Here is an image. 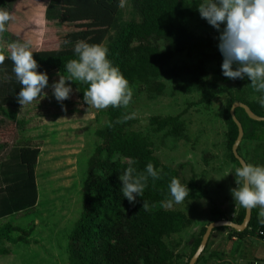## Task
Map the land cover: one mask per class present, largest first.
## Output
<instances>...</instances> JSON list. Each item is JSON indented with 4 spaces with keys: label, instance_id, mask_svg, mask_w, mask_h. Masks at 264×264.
Masks as SVG:
<instances>
[{
    "label": "trees",
    "instance_id": "trees-1",
    "mask_svg": "<svg viewBox=\"0 0 264 264\" xmlns=\"http://www.w3.org/2000/svg\"><path fill=\"white\" fill-rule=\"evenodd\" d=\"M61 1V22H78V30L70 29V33L59 36L60 49L33 53L40 72H47L48 75L58 72L68 79L69 74L64 65L77 59L74 54L75 43L86 41L105 46L111 31L117 28L121 7L119 0ZM200 4L199 1L189 0H134L142 21L131 22L120 28L116 41L108 48L109 59L129 81L133 88V100L141 89L154 97L163 96L166 85L162 79L166 76L181 79L185 90L200 93L198 105L206 109L212 106L216 98L227 95L228 102L224 112L227 150L230 160L240 167L232 153L239 132L230 111L235 103H243L257 116L264 118V107L256 99L261 94L252 89L250 80H232L223 75V56L220 52H215L220 32L202 38L189 31L187 23L199 13ZM183 53L197 62L168 70L170 63ZM9 54L4 55L7 57ZM213 63H218L219 68L208 78L207 65ZM13 67L12 61L7 58L0 65V115L10 122L11 129H14L18 110L22 107L17 101L21 85L16 80ZM69 83L82 103L89 107L84 103V92L89 86L80 81ZM128 107H109L106 112L107 124L97 132L99 144L88 163L83 211L75 230L68 238L70 264H175L182 259L176 250L178 245H169L166 239L191 228L193 222L184 212L159 209L162 202L171 198L168 186L172 178L179 179V173L173 167L164 165L154 155L153 144L148 136L131 130L135 121ZM236 115L245 130L240 155L247 163L264 165V123L250 120L242 109H238ZM125 116H130L131 119L124 122ZM183 116L154 117L150 120V126L155 133H166L174 140H187ZM6 130L4 128L0 132ZM1 140L0 135L2 143ZM248 143L254 144L252 162L242 153ZM7 146L3 142L0 150ZM40 154L38 147L19 146L12 150L8 161L0 163V220L36 206V169ZM132 161H135L133 166L140 172L145 170L148 163H153L156 169L162 170L161 179L155 181L154 185L149 179L143 197H137L135 204L124 199L119 180V176ZM188 188L189 195L185 201L209 198L208 190L198 185L195 179L188 184ZM144 201L148 205L146 209ZM259 213L254 208L249 229L244 233L230 230V238L261 239L260 234L264 233V223L261 221L264 217ZM245 216L246 209L240 206L237 218L227 220L242 225ZM216 221L213 220L212 223ZM206 231L207 227H204L198 236L193 237L189 262L200 247ZM14 233L21 236L13 238ZM31 233L32 231L8 224L0 228V243H28ZM210 246L211 240L198 264H207L205 255ZM9 254L8 250L0 249V256ZM210 258L225 262V255L218 252L212 253Z\"/></svg>",
    "mask_w": 264,
    "mask_h": 264
},
{
    "label": "rangeland",
    "instance_id": "rangeland-1",
    "mask_svg": "<svg viewBox=\"0 0 264 264\" xmlns=\"http://www.w3.org/2000/svg\"><path fill=\"white\" fill-rule=\"evenodd\" d=\"M3 2H0V7L9 10L15 17L8 31L0 37V43L4 44L3 54L10 53L7 44L17 41L29 42L32 51L57 50L61 48L59 36L70 33V29L78 30V22H61L62 1ZM141 21L134 0H125L117 28L111 31L104 47L108 49L114 44L120 28L131 22ZM187 28L202 38L219 33L201 18L200 13L187 23ZM218 44L219 39L215 50L217 53L220 52ZM196 62L197 60L189 58L187 53H183L178 55L167 69ZM218 68V63L207 65L208 78ZM60 76L58 72L49 74V85L58 82ZM162 82L166 85L163 96L154 97L145 89H141L135 94L128 111L135 121L131 130L150 138L154 155L164 165L173 167L179 173L183 184L188 185L195 179L198 185L208 190L209 198L206 200L184 201L172 208L159 206V209L163 210L184 212L192 220L191 228L166 239L167 244L178 245L177 253L182 256L175 264H188L193 237L198 236L213 220H234L240 211V205L235 203L231 193V189L238 187L235 182V170L238 166L230 160L227 150L224 112L228 96L216 98L212 106L206 109L198 105L201 94L195 90H185L181 79L166 76ZM45 92L47 96H42L18 110L14 129L9 128L10 122L0 115V130L7 128L5 132H0L1 145L3 142L7 143L9 151L13 147L26 145L41 150L36 169V206L0 221V227L9 224L32 233L28 243H0V249L10 252L7 256H0V264H70L68 238L75 230L83 211L88 183V163L99 144L97 132L107 124L108 108L97 110L85 106L74 89L71 98L62 104L52 95L51 87L46 88ZM182 114L187 129V140H174L166 133H155L150 126V120L154 117L167 118ZM248 144L244 146L242 153L252 162L254 144ZM0 158L1 162L3 156ZM1 181L0 178V184ZM257 209L260 211L259 207ZM227 233L231 234L230 229L217 230L212 235L211 246L205 255L207 264H239V254H243L250 264L261 261L256 260L257 257L264 256V244L261 240L252 239L254 245L238 250L235 244L226 243ZM12 236L18 238L21 235L14 233ZM215 252L224 254L225 262L210 258Z\"/></svg>",
    "mask_w": 264,
    "mask_h": 264
},
{
    "label": "clouds",
    "instance_id": "clouds-1",
    "mask_svg": "<svg viewBox=\"0 0 264 264\" xmlns=\"http://www.w3.org/2000/svg\"><path fill=\"white\" fill-rule=\"evenodd\" d=\"M124 4L125 0H119L120 7ZM198 11L202 19L220 32L218 49L223 56V75L232 80H250L252 89L261 94L256 98L257 102L264 107V0H203ZM14 20L12 12L0 7V34L8 31ZM6 47L10 49L7 57L2 51L4 44L0 43V65L6 58L12 61L13 72L21 85L17 101L22 108L47 96L45 89L49 87L55 99L62 104L73 94L69 83L73 81L89 86L84 92V103L97 110L127 108L133 100V88L109 59L108 49L103 45L77 41L74 47L77 59L64 65L69 78L60 76L59 81L51 86L47 72L39 71L40 66L29 42H12ZM128 119L131 117L125 116L124 122ZM134 164L132 161L119 176L120 191L132 204L137 202V197H143L149 179L153 185L161 179L162 171L148 163L140 172ZM235 177L238 187L231 189L235 203L248 210L259 207V215L264 217V165L241 161ZM168 187L171 198L162 202L165 208L183 203L189 195L188 185L178 178H172ZM147 207L144 201V208Z\"/></svg>",
    "mask_w": 264,
    "mask_h": 264
},
{
    "label": "water",
    "instance_id": "water-1",
    "mask_svg": "<svg viewBox=\"0 0 264 264\" xmlns=\"http://www.w3.org/2000/svg\"><path fill=\"white\" fill-rule=\"evenodd\" d=\"M238 109L244 110L246 115L249 117V119L254 121V122L264 123V118L257 116L247 105H245L243 103H235L233 105L231 111H230L232 120L236 124V126L238 128V132H239L238 139L233 146L232 153H233L235 159L241 165V161H245V159L240 155L239 149H240V147L244 141V138H245V130H244L242 123L237 118L236 111ZM252 219H253V209L252 210L246 209V216H245V220H244L242 225H238V224H236L232 221H229V220H218V221L210 224L207 227V231H206V233L202 239L200 247L198 248L197 252L193 256V258L191 259L189 264H198L199 263L201 257L204 255L205 251L208 248V245L210 243L212 235L217 230L230 229V230H233L237 233H244L249 229L250 224L252 222Z\"/></svg>",
    "mask_w": 264,
    "mask_h": 264
},
{
    "label": "crops",
    "instance_id": "crops-1",
    "mask_svg": "<svg viewBox=\"0 0 264 264\" xmlns=\"http://www.w3.org/2000/svg\"><path fill=\"white\" fill-rule=\"evenodd\" d=\"M59 2L61 1V0H58ZM57 2V1H56ZM59 8H60V6H59ZM58 8V9H59ZM59 11V10H58ZM43 51V50H42ZM0 146H2L1 144H0ZM16 147H13V149H15ZM12 149V150H13ZM12 150L11 151H9L8 150V148L6 147L5 149H3V150H0V156L2 157L3 156V160H1V162L0 163H4V162H6V161H8L9 160V158H10V154H11V152H12ZM5 157V158H4ZM1 159V158H0ZM10 217V216H9ZM8 218V217H7ZM6 218H4V219H1L0 221H2V220H5ZM6 226V225H5ZM4 227V226H3ZM3 227H0V228H3ZM17 228V227H16ZM216 233V232H215ZM225 238L227 239L226 240V243H228V244H235V246H237L238 247V250L240 249V250H242V248H244L245 246H251V245H254L253 244V240L251 239V238H245V239H239V238H236V237H234V238H230V234H226V236H225ZM256 239H258V240H260L259 238H256ZM255 239V240H256ZM239 256H240V260L239 261H237V263H241V264H250V263H248V261L246 260V258H244V256H243V254H239ZM256 260H264V256H259V257H257V259Z\"/></svg>",
    "mask_w": 264,
    "mask_h": 264
},
{
    "label": "built area",
    "instance_id": "built-area-1",
    "mask_svg": "<svg viewBox=\"0 0 264 264\" xmlns=\"http://www.w3.org/2000/svg\"><path fill=\"white\" fill-rule=\"evenodd\" d=\"M261 235V241L263 242V244H264V233H261L260 234ZM252 264H264V262L263 261H255V262H253Z\"/></svg>",
    "mask_w": 264,
    "mask_h": 264
}]
</instances>
